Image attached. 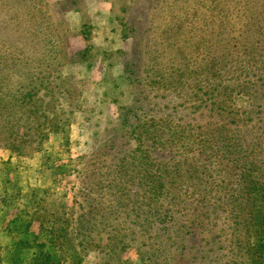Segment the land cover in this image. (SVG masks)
Here are the masks:
<instances>
[{
	"label": "rangeland",
	"instance_id": "374dc122",
	"mask_svg": "<svg viewBox=\"0 0 264 264\" xmlns=\"http://www.w3.org/2000/svg\"><path fill=\"white\" fill-rule=\"evenodd\" d=\"M160 1L0 0L19 140L66 107L42 91L76 92L64 134L0 146V264H247L228 202L257 244L264 198L238 185L264 184V0H188L166 20L186 43L146 31Z\"/></svg>",
	"mask_w": 264,
	"mask_h": 264
},
{
	"label": "trees",
	"instance_id": "16d2710c",
	"mask_svg": "<svg viewBox=\"0 0 264 264\" xmlns=\"http://www.w3.org/2000/svg\"><path fill=\"white\" fill-rule=\"evenodd\" d=\"M196 2L195 8L198 10H201L202 8V0H193ZM187 6H189L188 4V0H181L180 2L178 0H173L172 3L169 4V0H161L158 5H156L155 8L156 11L154 13V16L151 19L150 22V26L147 28V32L152 31L154 32L155 35H158V41L160 40L161 42L163 41H168L167 37L163 38L162 36L164 35V28H166L167 26L170 27H174L177 29H181L182 32L178 33V35L176 36L175 39H177L178 41L182 42V43H186L185 40H182L183 37H185L187 35V33H185L186 31L184 30V25L183 23H179L178 26H176V24H172V23H166V20L169 21H174L175 18H180L179 16H177V13L179 12V10H183L185 9ZM165 12L167 15L166 16H161V13ZM197 12H193L192 15L196 16ZM163 15V14H162ZM186 16H188V14H186ZM161 17L163 18L162 20V24L158 23V19L161 22ZM176 26V27H175ZM161 32L159 33V29H161ZM159 35L162 37L159 39ZM195 37V36H194ZM173 39V38H172ZM178 43V42H176ZM167 47H171V45H168ZM160 50V49H159ZM158 50V51H159ZM161 52V51H160ZM259 79H257L258 81ZM263 80V79H261ZM247 87H251L253 89V87L255 86L254 82L253 83H246ZM246 85H244V88H246ZM259 88L264 86V82H262V84L258 85ZM34 94H37L34 93ZM214 93H210L209 97H207L208 103H213V97L218 95H213ZM42 96H48L51 99L54 100H61L63 102H65L66 107L64 109V107H60L58 110L60 111L59 115L53 117V118H49V117H44L43 121H40L39 119L37 120V134L32 137L30 136L26 141H21L19 140L20 138H22L20 136L19 133V129L17 126V121L15 116H12L10 118H2V116L0 117V140H4V143H0V146H8L10 148H12L15 152H18L17 154L20 155H24L25 153L23 152V147L26 145V143L28 142H32V140L35 142V145L33 148H35L37 145L38 146H42V143L46 140V138L50 135V134H54V133H61L64 134L65 131L63 130L65 127L69 128L70 123L67 122V119L69 118V116L71 115L72 111H73V106H74V102L76 101V92L73 91H69L65 88V86H59L56 88H52V89H45L44 91H42ZM214 107V106H213ZM7 110H10L13 113L16 114V111H20L23 108H26L24 106L21 105H5V107ZM215 109H219V107H216ZM55 118V119H54ZM48 119V121H46ZM19 143V145H17ZM21 144V145H20ZM18 150H21L20 152ZM244 172H247L244 170ZM240 178L243 180V182H245L246 180H248L249 175L245 174V173H241L240 174ZM259 178L257 177L256 180H250L249 183L250 185H245V184H239V190H246V189H256L258 188V191L261 193V195H263L264 198V184L261 183L259 180ZM263 186V187H262ZM238 190V191H239ZM247 198H245L244 193H242L241 195L237 194V196L235 197V199L230 200L228 203L231 204L233 203L231 209H233L234 213L232 215V220H233V232H232V238L234 239V247L232 251V254L236 253V257H238V255H243V254H247V264H264V216L262 217V227H263V233L259 236L257 244L255 245H249L248 243H246V238L249 236L247 235V231H243L242 229L245 228V220L243 219V213H244V208L245 206L244 204V200H246ZM203 208V207H202ZM263 209H264V202H263ZM206 214V213H204ZM207 217V216H206ZM241 237H245V238H241ZM186 238V237H185ZM242 239V240H241ZM188 239L185 240V243L187 244ZM246 243V244H244ZM248 244V245H247ZM187 248V246H183L182 250H180V252H184V249ZM196 252V251H195ZM194 252V253H195ZM193 254V252H191ZM180 255L182 253H179ZM238 254V255H237ZM188 256V255H187ZM195 257V256H194ZM191 258H193V256H191Z\"/></svg>",
	"mask_w": 264,
	"mask_h": 264
}]
</instances>
